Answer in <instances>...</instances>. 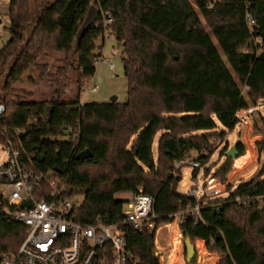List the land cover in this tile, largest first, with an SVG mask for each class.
Returning a JSON list of instances; mask_svg holds the SVG:
<instances>
[{"label": "trees", "instance_id": "obj_1", "mask_svg": "<svg viewBox=\"0 0 264 264\" xmlns=\"http://www.w3.org/2000/svg\"><path fill=\"white\" fill-rule=\"evenodd\" d=\"M92 5L100 18L77 46ZM108 12L114 19L108 30L123 47L127 100L82 104V88L96 73L102 13ZM9 17V38L0 49L2 123L22 130L35 167L58 172L84 196L77 216L82 223H122L121 192L154 196L155 228L121 229L139 264H163L172 218L197 204L179 192L186 165L175 163L198 153L196 177L215 153L214 140L225 137L219 126L234 129L239 111L264 102V46L257 43L264 44V0H11ZM59 53L61 66L49 72L40 60ZM32 68L50 78L49 100L27 101L16 87ZM69 70L78 86L74 103L62 89ZM257 114L264 127V114ZM254 129L261 130L256 119ZM257 147L261 160L264 141ZM87 149L92 157L78 159ZM238 150L245 153L241 143ZM232 164L226 158L212 178L225 183ZM227 188L225 198H202L200 215L189 213L179 225L176 241L185 262L189 238L196 248L190 264H264V163L261 173ZM25 236L23 225L0 216V252L17 251Z\"/></svg>", "mask_w": 264, "mask_h": 264}, {"label": "built area", "instance_id": "obj_2", "mask_svg": "<svg viewBox=\"0 0 264 264\" xmlns=\"http://www.w3.org/2000/svg\"><path fill=\"white\" fill-rule=\"evenodd\" d=\"M11 0H0L5 9L0 10V44H5L9 34V8ZM105 38H114L108 30L113 22L111 13H102ZM250 25L256 24L249 16ZM257 43L263 47V42ZM106 63L102 56L95 61ZM111 69L115 68L110 63ZM94 85L88 91L96 92ZM6 112L5 104L0 101V216L17 222L26 228V236L17 251L0 252V264H139L129 250L122 226H131L144 231L155 228L157 214L154 196L131 193L125 200L122 223L106 224L100 219L94 223L77 220L83 202H76L80 194H75L72 186L58 177V172H43L33 165L22 143V130L11 128L2 123ZM7 158L2 162V153ZM189 165L199 168L197 161H177L176 168ZM192 187L187 193L197 201L194 208L177 212L173 219L182 224L187 214L200 215V201L206 194L198 180L192 178Z\"/></svg>", "mask_w": 264, "mask_h": 264}, {"label": "rangeland", "instance_id": "obj_3", "mask_svg": "<svg viewBox=\"0 0 264 264\" xmlns=\"http://www.w3.org/2000/svg\"><path fill=\"white\" fill-rule=\"evenodd\" d=\"M192 3L194 0H190ZM5 9V6L0 5V10ZM203 23L205 24L206 29L209 31L213 41L217 43L215 37L213 36L211 30L206 24V21L203 19ZM3 30L0 28V32ZM106 35L100 37L97 41V54L98 57L101 55V48L103 46V42L105 43L103 59L107 60L106 63H99L96 65V73L95 75L87 80L86 84L83 86L82 90L88 91L91 86L97 85L98 90L96 92H90L89 94L81 92V100L84 103H108L111 102L113 96L118 97V102H125L127 100L128 94V83L127 78L125 76L124 70V63H123V47L121 44H118L115 38H105ZM9 38V34L5 35V39ZM2 44H0V49L2 48ZM225 61H227L225 55L222 53ZM60 58H63V55H53L44 59H41V64H48V71L49 72H56L57 69L61 66L60 62L58 61ZM110 63L115 65L114 69H111ZM68 79L64 80L63 83V90L66 92L69 90V93L66 92L64 99L67 102L74 103L78 97V86L76 84V74L73 70L68 71ZM17 88L23 89L26 93L24 94V98L27 101H42V100H49L53 93H52V82L50 78L41 75V71L38 68H32L27 72L24 76L23 80L16 85ZM243 92H245L246 87L241 86ZM256 107V106H253ZM260 115L256 113V120H258V124L261 127L262 131L264 132V127L259 119ZM218 131H223L224 128L219 126ZM227 133L223 140L215 139L214 140V150L215 153L211 157L209 163L203 170V175L205 179H212V174L221 167L224 163L225 159L222 158V152L229 146V142L226 141ZM156 151V145L154 147ZM229 149V148H228ZM198 153L193 152L192 157L186 161H196L195 159L198 158ZM7 158V152L2 153V162H4ZM263 157L260 160L261 164L263 165ZM188 166V165H187ZM208 169V173L211 176H207L204 173L205 170ZM248 177V176H247ZM218 179V178H215ZM248 179V178H247ZM246 179V180H247ZM220 180V179H219ZM221 181V180H220ZM244 181V180H241ZM240 181V182H241ZM222 182V181H221ZM224 183V182H222ZM227 183V181L225 182ZM230 183L226 184L227 186ZM232 185V184H230ZM189 186L187 184L184 188H180L181 194H187L190 189L186 188ZM180 187V185H179ZM201 193V192H200ZM120 200H127L129 197L128 192H121L116 196ZM84 201V196H78L76 198V202L80 203ZM172 238H169L165 244L164 256H163V264H177L176 254H175V247Z\"/></svg>", "mask_w": 264, "mask_h": 264}, {"label": "crops", "instance_id": "obj_4", "mask_svg": "<svg viewBox=\"0 0 264 264\" xmlns=\"http://www.w3.org/2000/svg\"><path fill=\"white\" fill-rule=\"evenodd\" d=\"M104 48L105 43L103 42V46L101 48L102 56L104 54ZM56 55H61V53ZM66 92L69 93V90H67ZM80 102L84 104V102L81 100V93ZM258 112L264 114V102L259 103L256 107H251L249 109H243L239 111V113L237 114L238 123L236 124L234 129L231 130L223 127V131L227 133L226 141L229 142L228 148H230L236 142L241 143L245 148V153L243 155H240L236 159H233L232 168L227 174V183H230L234 186H236L241 180L246 181L247 178L250 179L253 176L261 173L263 169V165L260 161V154L257 143L264 141V132L262 131V129L260 131H255L254 129L256 113ZM226 152L227 151H225L224 155H222L223 160L226 159ZM195 169L196 168H192L189 165H186L182 168L183 179L180 183L179 192L180 188H184L187 184H189V186H187L186 188L190 189L193 186L191 180L192 178H195L196 180H198L199 186L201 187V193L199 192V194H202V189L206 190V194L203 196V198H206L207 200H214L217 198H225L228 195V191L226 189L227 183H222L219 179L215 178L205 179L203 175L204 168H201L197 173V176L195 177ZM130 194L131 193H129L128 199L130 198ZM169 226L173 231L172 236H170L169 238H172L173 241H175L174 247L177 264H190L189 262L184 261L183 252L176 241L178 232L180 233L179 225L176 221H173L169 224ZM169 238L166 239L165 244ZM204 264H216V260H211L210 262H205Z\"/></svg>", "mask_w": 264, "mask_h": 264}, {"label": "water", "instance_id": "obj_5", "mask_svg": "<svg viewBox=\"0 0 264 264\" xmlns=\"http://www.w3.org/2000/svg\"><path fill=\"white\" fill-rule=\"evenodd\" d=\"M101 11L95 6L92 5L88 10V13L84 19V22L78 32L77 35V46L80 45L82 37L86 34V32L99 20ZM1 21V20H0ZM118 101L117 96H113L111 99V103H116ZM52 115V107H48L46 110V117L50 120ZM238 142L234 143L225 153L226 158L236 159L241 155L238 150ZM92 157V153L89 149L80 152L77 156L80 160H86ZM221 238V233L217 234V239ZM187 244V260L191 262L196 256V248L195 245L191 242L189 238L186 240Z\"/></svg>", "mask_w": 264, "mask_h": 264}]
</instances>
